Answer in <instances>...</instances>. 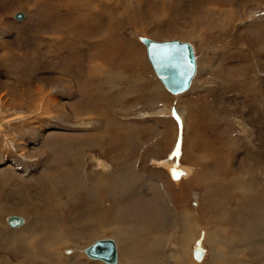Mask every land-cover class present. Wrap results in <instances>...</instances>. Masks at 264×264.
<instances>
[{
  "label": "rangeland",
  "instance_id": "rangeland-1",
  "mask_svg": "<svg viewBox=\"0 0 264 264\" xmlns=\"http://www.w3.org/2000/svg\"><path fill=\"white\" fill-rule=\"evenodd\" d=\"M88 1L0 0V121L14 111H21L16 114L26 118L22 123L12 120L0 129V234L6 238L0 240V264H39V259L40 264L75 261L68 259L76 252L66 249L72 250L73 242L81 247L87 243L77 241L73 231L79 230L85 236L95 226L89 232V227L73 228L58 223V216L51 220V216L64 213L59 221L68 222L75 213L79 216L70 219L73 223L87 221L78 209L73 213L75 203L70 201L74 196H90L88 174L95 168L92 161L95 157L108 161L116 176L125 174L126 169L127 173L134 170L135 174L143 175L144 180L145 177L148 181L160 180V191L154 183L158 191L155 198L152 193H141L135 186L138 180L132 182L130 174L126 182L123 180L131 191L135 187V193H128L123 203L129 205L140 200L146 205L147 214L141 224L147 237H166L167 248L178 250L177 240L170 238L174 227L169 215L180 214L186 207L191 212L188 229L194 232L190 250L202 244L211 255L209 242L206 240L208 245L203 242L204 235L219 232L210 238V245L213 243L220 251L229 249L224 252L228 259L237 256L241 264H264V0ZM16 12H22L23 18L16 19ZM205 19L212 24L207 26ZM140 37L159 42L177 39L193 46L196 73L187 90L172 94L164 88L148 61ZM91 61L105 71L88 80L86 67ZM192 84L197 86L192 88ZM161 88L163 94L157 98L154 91ZM49 95L60 98L57 105H63L62 109L51 107V102L45 107ZM173 103L181 124L178 128L171 117ZM164 107L169 109L168 117L160 114L165 109L159 108ZM91 109L96 121L91 126L95 130L77 127L88 120ZM105 131L112 133V139L106 136L108 153L101 155L96 151L98 144L87 147V166L82 169V177L75 171L77 160L73 153L83 147L81 138ZM21 136L28 140L25 147L6 146L5 140ZM66 140L73 144L67 145ZM23 149L27 150L24 155ZM91 149L94 150L90 155ZM166 159L173 163L171 167L188 166L193 174L183 181L187 182L184 189L190 192L186 204L176 202L175 195V199L169 196L168 178L175 179L161 165ZM116 165L123 168L114 170ZM33 174L46 183H49L47 175L51 174L57 192L64 198L63 206L43 202L50 192ZM239 174L257 179L256 186L246 195L238 192L240 183L233 178ZM173 186L176 189L179 185ZM231 189L235 192L229 193ZM115 192L118 194V187ZM107 195L104 194L106 208L110 210L103 212L100 220H107L114 227L110 221L114 212L118 215L113 218L114 224L116 219L121 221L116 228L131 230L137 228L136 224L142 226L137 222L142 218L134 219L132 212L126 211L122 221V200ZM167 197L170 200H165ZM221 202L229 205L230 212ZM152 210L156 213L150 215ZM205 212L214 219H207ZM8 215L28 217L27 224L37 223L38 230L29 233L27 239L21 236L8 242L13 231L10 228L24 225H9L5 221ZM225 217L223 222L221 219ZM205 221L213 224L208 223L204 233L203 226L196 227L195 223ZM249 229L258 231L254 244L260 250H251L247 244L241 250L240 241L232 240L237 239L239 231L247 234ZM219 238L222 239L216 242ZM226 243H235L238 249L230 250ZM139 244L145 245V240ZM51 250L65 255L67 260L61 262L60 256L53 257ZM135 251V258L140 260L144 253L140 249ZM158 254L160 264H168V257H164L167 253ZM208 254L203 260L206 264L212 257ZM175 255V264H179L178 253ZM187 259L190 264L198 262L193 252ZM228 259L219 263L227 264Z\"/></svg>",
  "mask_w": 264,
  "mask_h": 264
},
{
  "label": "bare ground",
  "instance_id": "bare-ground-1",
  "mask_svg": "<svg viewBox=\"0 0 264 264\" xmlns=\"http://www.w3.org/2000/svg\"><path fill=\"white\" fill-rule=\"evenodd\" d=\"M88 1V0H87ZM99 1H102L104 2V0H99ZM88 2L92 3L93 0H89ZM107 4V3H106ZM90 16V15H89ZM201 18V17H199ZM198 19V17H197ZM196 19V20H197ZM207 19V18H206ZM205 19V24L208 26V25H211L212 23L211 22H208L207 20ZM195 20V21H196ZM202 21V20H201ZM198 22V21H196ZM202 24V22H201ZM195 26V25H194ZM194 31V30H193ZM77 37V36H76ZM142 38L144 37H140L139 40L145 45V43L141 40ZM147 38V37H146ZM153 40V39H151ZM177 40V39H176ZM155 41V40H153ZM170 41V40H169ZM181 41V40H179ZM184 42H187V41H184ZM192 46V45H191ZM145 48H146V45H145ZM193 48V46H192ZM194 50V49H193ZM146 54H147V51H146ZM195 55V53H194ZM148 58V57H147ZM3 60V59H2ZM149 61V60H148ZM92 64H89L88 67H86V73H87V79L88 80H92L94 79L95 77L99 76V74H102L105 70L104 69H101L97 64H93V61H91ZM150 62V61H149ZM151 64V63H150ZM195 65H196V58H195ZM152 66V65H151ZM143 67V66H142ZM153 68V67H152ZM154 70V69H153ZM155 72V71H154ZM143 73V72H142ZM196 73V71H195ZM156 74V73H155ZM195 75V74H194ZM193 75V76H194ZM103 77V76H102ZM106 78V77H104ZM193 79V77H192ZM192 79H191V82H192ZM101 80V79H100ZM190 82V84H191ZM189 84V86H190ZM196 84V83H195ZM195 84H192V88H194ZM28 85V84H27ZM35 86V85H34ZM68 86V85H67ZM164 86V85H163ZM32 86H30L29 88H31ZM27 88V87H26ZM39 88V87H38ZM165 88V86H164ZM189 88V87H188ZM187 88V89H188ZM191 88V90H192ZM33 89V88H32ZM162 89V88H161ZM166 89V88H165ZM186 89V90H187ZM196 89V88H195ZM253 89V88H252ZM27 90V89H26ZM36 92H37V88H35ZM87 90V89H85ZM191 90L189 92H191ZM90 93H94L92 90H88ZM170 92V91H169ZM183 92V91H182ZM84 93V91H83ZM155 94H158V95H162L163 94V89L162 90H155L154 91ZM162 93V94H161ZM172 93V92H171ZM172 94H178V93H172ZM52 96V95H51ZM49 95V97L47 98V101H48V106L46 105L45 107L48 108L50 106L49 102L52 103L51 107L54 106L57 110L59 109H62L61 107H63V105H57V102L58 100L60 99H57L55 96L54 97H51ZM89 96V95H88ZM27 101V100H26ZM263 101V99H262ZM40 102V101H39ZM38 103V102H37ZM59 103V102H58ZM264 103V102H263ZM261 103V104H263ZM27 104V103H26ZM24 105V103H23ZM35 105V104H34ZM38 105V104H37ZM39 107V106H38ZM31 108V107H30ZM41 108V107H40ZM45 108V109H46ZM29 109V108H28ZM26 109V110H28ZM32 109H34V107L32 106ZM56 110V111H57ZM163 110V109H162ZM62 111V110H60ZM18 112H21V111H18ZM18 112H9L5 116V121L1 120L0 121V129L3 128V125L5 126V124L9 123L10 121L12 120H17V123L18 121L22 123V120H25L23 118H21L19 115L20 114H16ZM93 112V109H91L87 115H89L88 117V120L84 121V122H80V124L77 126V127H80L82 129H92V124L95 123L96 121H94V119L92 118V113ZM182 112V111H181ZM157 113V111L155 112ZM25 114V112H24ZM160 114L161 115H166L167 117L169 116V110L167 111H162L160 110ZM11 115V116H10ZM13 115V116H12ZM102 116V115H101ZM183 115H181L182 117ZM17 117V118H16ZM26 117V116H25ZM182 123H185V119L182 117ZM12 123V122H11ZM76 123V122H75ZM24 124V122H23ZM16 125V124H15ZM94 125V124H93ZM184 125V124H183ZM13 126V125H12ZM94 127V126H93ZM30 128V127H29ZM39 128V127H38ZM36 129V128H35ZM243 129V128H242ZM27 130V129H26ZM32 130V129H31ZM95 130V129H94ZM114 131V130H113ZM40 132V131H39ZM4 133V132H3ZM14 133V132H12ZM1 134V133H0ZM37 133H35L36 135ZM90 134V133H88ZM40 136H42L41 134H39ZM48 134H46L47 136ZM52 135V133H51ZM2 136L4 137L5 135L2 134ZM23 136V135H22ZM21 138H12V140H5V144L6 146L9 147H12V146H23L25 147V144H28V140H25L24 137ZM38 136V135H36ZM106 136H107V139H109V137L112 139V133H109V132H99V133H94L90 136H87L86 138L83 137L81 138V141L82 143H84L83 147H81L80 150H78L76 153H73L75 155V158L77 160V166L78 167H83V166H87V155H88V150L86 151L87 147L88 148H91L95 145H97V148H99V150L97 149L96 151L100 152L101 155H105L108 153V151H106V148H109V145L106 144ZM11 137V136H10ZM44 137V136H43ZM6 138V137H5ZM59 138L63 139L62 136H60ZM182 138V136H181ZM22 140V141H20ZM45 140V138H44ZM110 140V139H109ZM263 140V139H262ZM67 142V145L69 143V140H66ZM109 142V141H108ZM9 143V144H8ZM46 143V141H45ZM60 143V142H59ZM88 143L92 144V145H87ZM180 143V142H179ZM115 144H118V143H115ZM178 144V143H177ZM70 145V144H69ZM179 145V144H178ZM71 146V145H70ZM81 146V145H80ZM65 149V148H64ZM76 150V149H75ZM93 150L94 149H91L90 150V155L93 153ZM131 151V148L128 149L126 151V154H128V152L130 153ZM23 155L24 153L27 152L26 149H23ZM172 152V151H171ZM22 154V153H21ZM96 156V155H95ZM94 156V157H95ZM100 156V155H99ZM104 157V156H103ZM169 157H171L169 155ZM223 157V156H222ZM73 158V157H72ZM101 158V157H99ZM212 158V157H211ZM210 158V159H211ZM117 160V162H119V160L117 158H115ZM122 159V158H121ZM75 160V161H76ZM171 160V159H170ZM209 160V159H208ZM93 164L95 165V168L92 169L88 176L91 177V180H90V187H92V192H91V196L89 197L90 199H94L93 201V204H92V208L91 210H89V215H90V218H91V222H92V227L95 226V229L91 232V234L89 235H86L83 236L84 238V242L87 243L85 244L84 246H79L78 243L76 242H73L70 246L71 247H74L72 248H69V249H66V250H70V251H74L76 252L75 256H73L72 258H69L68 261L72 260V259H75V261L72 262V264H160L159 262V259L161 258L159 256L158 253H160L162 255V251L164 253H167V256H164V257H168L167 261H168V264H175V260L174 258H176V255L178 253V257H179V264H190L189 263V260L187 259L188 257L191 256V253L193 252V256H194V251H195V248L190 250V242L191 240L194 238V232H192L190 229H188V221H189V217H190V210L189 208L187 209L186 207H183L180 211V214L179 213H175L174 215L176 216L177 220H178V225L180 226L181 228V233L180 235L178 236L177 238V242H178V250H176L175 248H168V250H172V251H168L166 248L164 249L166 243H167V238L166 237H158L157 239L156 238H153V237H147L146 235L143 234L142 230H143V226H140L139 224H136L137 225V228L135 229H131V230H125V229H120V228H116V227H110V225L108 224L107 220L106 221H102V220H99L98 219V216H99V212L102 214L103 212L104 213H108L110 209H107L106 208V204L107 201H106V198L104 196L107 195L106 193H110V195H107L108 197H113L115 199L116 197V192H115V189L119 186H117V182L120 181V176H116L114 174V171H113V168L110 169V164L108 163V161H105L103 160V158L98 159V158H93ZM155 162V161H154ZM75 163L74 161L72 162V164ZM156 163H160L159 161L156 162ZM165 163V164H164ZM160 165V164H159ZM158 165V166H159ZM161 165H164L166 167V170L168 171V174L170 175V172H171V175H172V171H171V168H174L176 170H180L181 173H180V176L178 178H173L175 180H169V185H170V188H169V193H170V196H173V198L175 199L176 197V202L178 201H181L180 203H184L186 204L187 202V199H188V196L190 194V192H187L186 190L187 189H184V186H186L185 184L187 182H183L184 180H186V176L189 174H192L191 173V170L188 166H182V165H179V164H176L175 166L171 167L173 165V163L169 160H164V162H161ZM171 167V168H170ZM119 168H123L119 165H116L115 166V169L114 170H118ZM76 171V170H75ZM93 172V173H91ZM134 172V170H133ZM117 173V172H116ZM123 174V172H122ZM135 174V173H134ZM39 175V174H38ZM126 175L128 177V175L126 174V169H125V174H123V176ZM136 177L138 178V183L136 184V188H138L141 193H144V195H147V194H151L152 193V197L155 198V196L157 195V192L155 193V191H149L150 188L152 186H154L155 184L152 183V179L150 181L147 180V177H145V185L142 187V184L140 183V179L143 178L141 175L139 174H135ZM193 175V174H192ZM51 176V174L47 175L48 179L49 177ZM122 176V175H121ZM159 176V175H158ZM233 176V175H232ZM36 177V181L41 183V185H44L43 187H46V190L49 191L50 193L45 195L43 197V202H49V201H52L50 199L51 197V194L52 195H58L60 194L59 192H55V187L52 183H46L44 181H42V178L41 176H35V174H33V178ZM83 177V176H82ZM89 177V178H90ZM171 177V176H170ZM217 178V177H216ZM226 178H228V176H226ZM234 179L237 180V182L240 183V186H237L238 188V192L243 194V195H246L247 193H249L250 191L253 190V188L256 186L257 184V179L256 178H253V177H249L248 175H235L233 176ZM253 178V179H252ZM232 179V178H231ZM49 181V180H48ZM125 182L127 180H124ZM160 181V180H159ZM215 181V182H214ZM235 181V180H234ZM177 182H179V184H177ZM213 182L216 183L217 180H214L213 179ZM209 183V182H208ZM176 184V185H179L176 189H174L173 185ZM184 185V186H183ZM156 186V185H155ZM195 186V185H194ZM187 187V186H186ZM185 187V188H186ZM173 188V189H172ZM12 190V189H11ZM135 190V187L132 189L131 192H133ZM168 190V189H167ZM135 193V192H133ZM175 195V197H174ZM131 196V195H130ZM133 196V195H132ZM62 197V196H61ZM67 198L69 197L66 196ZM132 198V197H131ZM119 200V199H117ZM91 201V200H90ZM92 203V202H91ZM191 203V202H190ZM113 204V203H112ZM63 206V205H61ZM87 207V206H86ZM156 207V206H155ZM88 210V208H86ZM197 209V208H196ZM205 214L207 215V219L209 218H212L214 219L213 217H210L207 212H205ZM61 215V214H60ZM63 215V214H62ZM61 215V216H62ZM9 216V215H8ZM8 216L5 218V221L8 220ZM11 216V215H10ZM13 216V215H12ZM58 215H52L51 218H55L57 217ZM19 217V216H17ZM21 218V222L19 224H16V225H11V226H19L21 225L22 223L24 224L22 227L20 228H10L12 229L13 231L10 233V237L7 238V241L10 242L12 240H19L20 237H25L27 239V235L29 233H34V231L38 230L36 228V226H38L37 223L35 222H30L27 224V219L23 218V217H20ZM221 220H223V222H225L226 220V217L225 218H222ZM69 221V220H68ZM90 222V223H91ZM217 222V221H216ZM90 225V224H89ZM90 227V228H92ZM96 227H99V228H96ZM23 228V230L21 229ZM39 228V227H38ZM15 229H21L22 231H18V230H15ZM258 229V227H257ZM214 231V230H213ZM257 231V230H256ZM256 231L255 229H252L250 230L249 229V232L246 234V233H242L241 231H239V236L237 237V239H232L234 241H240L239 243H241L239 249L242 250V248L244 246L249 245V248L252 250L253 248H257V244L255 245L254 242H255V239H256ZM142 232V234H141ZM258 232V231H257ZM106 233H110L109 236H105ZM66 236H67V233H65ZM202 234V233H201ZM215 234V233H214ZM210 235H213V234H209V237ZM2 234H0V238H1ZM258 237V235H257ZM164 238H166L164 240ZM6 240V238L4 236H2V238L0 240ZM145 240V245L143 244H139L141 243V240ZM220 239V238H219ZM58 240L59 238H55V243L58 245ZM99 240H110L114 243V246L116 247L115 248V260L114 262H107V261H100L99 259L95 258V257H91V256H85L86 258H83L84 255H87L86 253V249L92 245L94 242L96 241H99ZM135 240V242H134ZM139 240L138 243H136L137 241ZM244 243H243V242ZM208 242V241H207ZM246 242V243H245ZM61 243V241H60ZM124 243V244H123ZM228 246H230V250H235V249H238V248H235L234 247V244L233 243H226ZM175 246V245H174ZM209 246H210V252H211V259L212 261L215 260H220V259H228V255H226L224 252H229L228 250H225V251H220L219 248H217V246H215L213 243L210 245V242H209ZM219 246V245H218ZM226 246V245H225ZM78 247V248H76ZM81 247V249H80ZM194 247H201V245H196ZM22 248V247H21ZM140 249L142 250V253H144V256L141 257V259L139 260L138 258L136 259L135 258V250L137 249ZM163 249V250H162ZM201 249L203 250V255L201 258H196L194 256V258L199 262H202L204 259H205V251L204 249L201 247ZM254 250V249H253ZM256 250H260L259 248H257ZM52 252H54L53 254V257L57 258L60 256L59 252L58 251H53L51 250ZM60 251V250H59ZM69 251V252H70ZM236 251V250H235ZM240 251V250H239ZM147 253V254H146ZM254 254H257V251H254L253 252ZM262 253V252H261ZM139 254V253H137ZM208 254V253H206ZM65 256V255H63ZM63 256H60L59 257V260L62 262V261H66L67 258H64ZM137 256V255H136ZM157 256V258H156ZM262 256V255H261ZM264 256H262L263 258ZM241 259L237 256L235 257H232L230 259H228V263L227 264H241L240 262H238V260ZM264 259V258H263ZM164 261V260H162ZM39 264H40V259H39ZM212 263V262H211ZM226 264V263H225Z\"/></svg>",
  "mask_w": 264,
  "mask_h": 264
},
{
  "label": "water",
  "instance_id": "water-1",
  "mask_svg": "<svg viewBox=\"0 0 264 264\" xmlns=\"http://www.w3.org/2000/svg\"><path fill=\"white\" fill-rule=\"evenodd\" d=\"M24 14L16 12L14 17L22 19ZM146 45L147 57L156 75L165 88L172 93H180L189 87L196 71L194 50L189 42L170 40L153 41L150 38L141 39ZM172 177L178 178L181 171L171 168ZM17 216H9L8 224L16 225L21 222ZM201 247H195L194 256L201 258ZM87 255L107 262L115 260V246L110 240H99L86 249Z\"/></svg>",
  "mask_w": 264,
  "mask_h": 264
},
{
  "label": "crops",
  "instance_id": "crops-1",
  "mask_svg": "<svg viewBox=\"0 0 264 264\" xmlns=\"http://www.w3.org/2000/svg\"><path fill=\"white\" fill-rule=\"evenodd\" d=\"M162 85V84H161ZM185 91V90H184ZM152 95H153V93H152ZM155 96L157 97V98H159L160 97V95H158V94H155ZM162 96V95H161ZM161 98V97H160ZM172 107V114H171V117L175 120V122L177 123V128H178V126H180L181 124H180V120L178 119V117H176L175 115H176V112L174 113V109H175V105H174V103H173V105L171 106ZM159 109H165V111L166 110H169L167 107H164V108H159ZM145 110V109H144ZM156 111H158V109L156 110ZM156 111H154L153 113H155ZM176 111V110H175ZM147 112H148V110H147ZM180 129H181V127H180ZM180 129H178V134H179V132H180ZM111 133V132H110ZM117 134V133H116ZM116 134H113V135H116ZM119 134V133H118ZM139 137H140V135H139ZM116 140V139H115ZM67 143V142H66ZM60 144V143H59ZM68 144H73V142L72 143H68ZM116 146L117 145H120V143L119 144H115ZM75 160H76V158H75ZM103 160H105V159H103ZM106 161V160H105ZM86 166V165H85ZM85 166H83V167H76V172H77V174L79 173L81 176L82 175H84V173L82 172V169L84 170V168H85ZM80 171V172H79ZM127 171H128V169H127ZM126 174L128 175V174H130V177L131 178H133V180L134 181H132V182H136L137 180H138V178L136 177V175L134 174V172L133 171H128V173L126 172ZM141 176H143V175H141ZM156 177H158V176H156ZM123 180H127V176L126 175H122V176H120V181L119 182H117L116 184H117V186H118V194L116 195V198L117 199H119V200H122V206H123V214H122V221H124L125 219H124V216H125V212L126 211H128V213H130V212H132L133 214H134V219L135 218H137V217H141L142 219H137V222L138 223H140L141 224V221L144 219L145 220V216H146V205H145V203L144 202H141L140 200H137L136 202H134V203H130L129 205H125L124 203H123V198L125 199L126 198V196H128L127 194L128 193H130L131 192V187L127 184V185H125L124 186V181ZM169 180H170V178H169ZM51 181L53 182V185H54V187H55V192H57L58 190H57V187L55 186V181L52 179V177H49V182L51 183ZM172 181V180H171ZM145 182V180L144 179H140V183L141 184H143ZM153 183H155L156 185H157V187H158V189H159V191L161 190V183H160V181H158V180H154V181H152ZM138 183V182H137ZM136 183V184H137ZM136 186V185H135ZM134 188V187H133ZM149 191H155V193L156 192H158L157 191V188H156V186L154 185V186H152L151 188H150V190ZM167 191H165V189H164V193H166ZM235 191H233L232 189L231 190H229V193H234ZM169 193V192H168ZM218 193L220 194V192L218 191ZM86 194H87V192H86ZM215 194V193H214ZM90 196H91V193H90ZM89 196V197H90ZM169 196H170V193H169ZM88 197V194L86 195V197H82V198H80V197H77V196H74L73 197V200H71V197H68V199H70L71 201L70 202H74L75 203V207L73 208V213H74V209H78L79 210V213L80 214H83V215H85L86 217H87V221H83V222H72V220H70V219H73V220H76L77 219V217L79 216V214H75L74 213V215L69 219L70 221H68V222H66V221H64V222H60L59 220H60V217H61V215L62 214H64V213H59V215H58V223H66V225H69V226H72L73 228H74V226L75 227H78V226H84V227H92V222H91V218H90V215H89V210H91V208H92V204H93V201H94V199H90ZM171 197V196H170ZM169 197H167L165 200H167ZM236 198H238V196L236 197ZM236 198H234V201H235V203H236V206L238 205V202H237V200H236ZM50 199L54 202V204L56 205V207H58V205H62V204H64L65 203V201H63V199L64 198H62L61 197V194L60 195H52L51 194V197H50ZM88 200V201H87ZM91 200V201H90ZM169 200H170V198H169ZM140 201V202H139ZM92 202V203H91ZM222 204H224L223 202H221ZM131 204H133L132 206H131ZM225 205V208L227 209V210H229V212H230V210H231V208L229 207V205H226V204H224ZM87 206V207H86ZM235 206V207H236ZM235 207H233V208H235ZM86 208H88V210L86 209ZM161 208V207H160ZM86 212H88V213H86ZM153 212H154V214L156 213L154 210H152L151 212H150V215L152 214L153 215ZM61 214V215H60ZM111 215H113V217H110V221H111V224L114 226V227H116L115 225H118V224H120L121 223V221H119L118 219H116V221H115V224H114V222H113V218H115V217H118V215L116 216L115 215V213L113 212V214L111 213ZM77 216V217H76ZM169 217L171 218V219H173V222H172V224H173V229H171V231H172V234L170 235V238H174V239H176L177 240V238H178V236L180 235V233H181V228H180V226L178 225V220H177V218H176V216L175 215H172L171 216V214L169 215ZM100 218H101V213L99 212V216H98V219L100 220ZM53 218H51V220H52ZM204 219V218H203ZM91 222V223H90ZM208 223H210V224H213V223H211L210 221H205V222H198V223H195V226L196 227H198L197 226V224H200V225H202L203 226V228H204V233L207 231V229H208ZM90 224V225H89ZM143 227H144V225L143 224H141ZM217 226V225H216ZM121 228H123L122 226H121ZM91 231V228L89 229V232ZM73 233H74V235H75V238L77 239V241H81V240H83V242H84V238H83V236H82V233H80V231L79 230H74L73 231ZM84 233L85 234H87L86 233V231L84 230ZM219 233V232H218ZM218 233L216 234H213V235H210V237H209V235H204V238H203V242L206 244V245H208L207 243H206V240L208 241V242H211V240H210V238H213V237H215L216 235H218ZM169 236V235H168ZM85 237H86V235H85ZM222 238H220V239H217L216 240V242H219L220 240H221ZM168 242V241H167ZM212 242H215V240L213 239V241ZM201 247L204 249V251H205V255L207 256V254L206 253H208L207 252V250L202 246V244H201ZM210 247V246H209ZM221 247H224L222 244H221ZM116 248V247H115ZM165 248L168 250V248H167V246L165 245ZM225 248V247H224ZM168 251H172V250H168ZM193 251V250H192ZM208 251H209V253H210V250L208 249ZM191 255H192V253H191ZM206 256H205V258H206ZM208 257H211V255L210 254H208ZM209 261V260H208ZM219 261H222V259H220V260H217V261H215V260H213L212 261V259H211V261L208 263V264H221V263H219ZM200 262V261H199ZM205 261H203V262H201V264H206V263H204ZM212 262V263H211ZM198 263V262H197ZM196 263V264H197ZM199 264V263H198Z\"/></svg>",
  "mask_w": 264,
  "mask_h": 264
}]
</instances>
